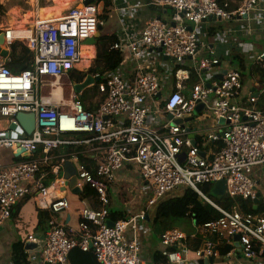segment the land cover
<instances>
[{
  "label": "built area",
  "instance_id": "built-area-1",
  "mask_svg": "<svg viewBox=\"0 0 264 264\" xmlns=\"http://www.w3.org/2000/svg\"><path fill=\"white\" fill-rule=\"evenodd\" d=\"M111 1L120 2L116 8L123 26L122 36L117 37L112 49L131 55L147 67H139L128 78L118 70L108 72L97 86L98 92L106 95L105 100L93 113L84 110L75 92L65 106L56 102V92L65 86L53 80L67 78L70 72L83 71L80 68L90 64L94 46L84 42L104 24L96 5L72 8L62 18L2 32L3 48L9 50L13 43H22L32 53L33 64L29 70L14 74L6 66L7 58L0 56V150H9L17 159L8 164L0 162V226L11 218L13 207L27 197L36 209L54 214L67 211L69 203L61 195L65 161L75 169L77 186L81 190L87 185L93 188L100 204L94 210L83 202L77 210L76 228L49 221L50 229L39 253L41 264H69L75 250L90 254L97 264H150L144 259L138 230L148 233L146 216H151L156 206L178 188H189L209 202L200 186L224 181V195L258 200L252 171L264 164V110L257 105L255 90L244 89L237 68L228 66L225 73L219 72L225 62L214 50L194 60L203 39L198 30L204 23L248 19L255 11L262 12L257 8L258 0H242L233 11L216 0H148L142 5L130 0ZM143 7L168 9L170 13L166 19L140 25L135 15ZM157 53L172 65L158 61ZM263 60L264 53L258 54L256 61ZM190 70L197 83L187 91L184 81L189 80ZM44 86L49 94H44ZM198 104L204 106L201 115L221 126L203 135L206 144L221 142L219 151H205L192 144L191 132L176 123L194 113ZM18 113L34 115V130L30 135L11 138L8 133L12 126H18ZM73 134L82 135L74 139ZM94 144L99 147L89 154L100 156L95 176L83 168L76 155L63 161L51 155L66 146ZM128 165L136 168L144 182L142 190L151 185L152 193L145 210L109 226L108 183ZM217 210L222 217L205 224L201 228L204 234L226 238V257L235 254L233 236L237 235L243 258L260 259L259 253L264 252V217ZM27 240L36 241V235ZM184 240L178 229L162 234V255L168 264H195L187 259L189 248ZM174 245L177 251L166 250ZM194 256L201 260L219 253L216 244L206 239Z\"/></svg>",
  "mask_w": 264,
  "mask_h": 264
},
{
  "label": "crops",
  "instance_id": "crops-1",
  "mask_svg": "<svg viewBox=\"0 0 264 264\" xmlns=\"http://www.w3.org/2000/svg\"><path fill=\"white\" fill-rule=\"evenodd\" d=\"M84 1L85 0H0V32L11 28L16 29L20 27H29L35 21H50L62 18L68 13L70 9L80 8ZM131 1L135 4L142 5L148 0H130V2ZM94 3L97 6L100 16L102 17L104 22L105 20H107V13L109 14L113 12L116 17V24L113 30L107 33V35H115L116 38L120 35L122 36L121 29L123 28V26H121L120 24L122 15L116 8V6L120 5V2L111 1L110 9L105 8L104 1L94 0ZM238 4L239 2L235 1V6H237ZM257 8L262 10V12L258 14V12L255 11L253 15L248 19H234L227 22L209 20L204 23L198 30L199 35L203 38L197 52V55H200L198 61L206 56H209L211 50L216 51L217 57L225 62V64H222L219 69V72L221 73H225V70L228 69V66L232 67L230 66L229 60L230 55L233 52L242 54L244 56L245 54H250L251 56L249 55V60L256 61L257 55L260 53H264V0H258ZM169 13L170 12L168 9L163 10L153 7H143L138 12V14L135 15V17L138 18L140 25H144L146 22L153 19H166ZM137 28L138 27L134 29L137 30ZM129 32L130 31H127V33ZM129 34L131 35V33ZM245 49L247 50V52L245 51ZM91 52L93 53V55L91 56L90 64L95 58V46L93 47ZM85 56H88V52L85 53ZM90 64H85L82 67H88L90 66ZM226 64L228 65L226 66ZM139 67H142V69H146L147 64H144V62H139L129 54H124L123 60L118 66L117 70L124 78H128L131 77ZM79 72H86V70ZM53 81L56 83H63L65 86L64 88H59L58 92H56V102L65 106L66 104H68V98L74 94V87L71 84L69 77L57 78ZM242 83L244 84V89L250 87L254 88L255 94L258 98V105L260 98L264 94L261 93L262 86L254 80H251L249 82L242 81ZM92 86L93 84L89 85L81 92L89 90ZM185 125L187 128H189L191 134H193L194 137L203 136L207 133H210L211 131L221 129V126H216V124H214V122L210 118L204 115L197 117L194 121L186 122ZM134 173L139 177L136 168L132 165H128L126 166V168L121 169L115 174L113 183L121 181L128 182L129 179L133 178ZM252 178L256 184V191L258 195L257 203L261 202L264 204V164L257 165L253 168ZM143 185L144 184L141 183V187ZM110 190L111 189H109L108 191L110 192ZM68 193L70 192H67L65 198L69 203V209L66 211L67 215L65 221H67L66 223H68L71 228H76L78 223L77 210L83 205V202H86L85 204L90 208H94V203L91 200L80 201L76 195L74 196H76L77 201H74L68 197ZM178 195L180 194L170 193L168 197H174ZM109 207L111 208L112 205L109 204ZM25 210L28 213L29 220V223L26 225L29 231L28 234H26L25 238L27 240L28 236H35V233H33V228L36 223V207L31 199H24L20 203L18 208L13 209L14 217L8 220V222H6L3 226H0V264H12L10 259V246L13 242L19 239V233L15 232L21 224V222H16V218L21 219V213ZM131 211L133 212L132 209ZM135 214L138 213L134 212V214L132 215ZM67 217L69 218L67 219ZM197 231L201 235V238L195 242L192 249L188 250L189 254L187 255V259L192 263L195 262V264H199V260L195 259L194 251L200 248L203 242L207 239V237L205 238L206 234H204L201 229H198ZM146 254L147 253L145 252L144 259L147 263H150V257L153 254L150 257H147ZM259 258L260 259L246 260L243 258L242 253L239 252L238 248L235 247V254L232 257L219 255L217 257L211 258V264H264V257L259 256ZM26 260V264H41L40 257L37 253H27ZM68 263L97 264L95 259L91 255H85L77 251L70 254Z\"/></svg>",
  "mask_w": 264,
  "mask_h": 264
},
{
  "label": "trees",
  "instance_id": "trees-1",
  "mask_svg": "<svg viewBox=\"0 0 264 264\" xmlns=\"http://www.w3.org/2000/svg\"><path fill=\"white\" fill-rule=\"evenodd\" d=\"M99 1H104L106 9L111 8V0ZM216 1L222 7L226 6L225 8L227 11L235 10L242 2V0ZM235 1L239 2L237 6H235ZM93 4L95 5V3ZM116 41L117 38L115 35H100L95 42L96 55L89 69L86 72L72 71L68 74L69 80L73 87L75 85L81 84L85 80L86 76L95 78L101 77V79L95 82V84L89 90L75 93L76 99L83 105V108L86 112H96L99 106L103 103L106 95L99 93L97 86L99 83L104 81L103 77L108 72L117 71L118 66L123 60L124 55L112 49V46L116 43ZM229 62L230 66L235 67L240 71L242 81L244 78L243 71L249 70L251 75L255 76L253 80L261 86H264V62L255 61L249 66L244 55L235 52L231 53ZM32 64L33 55L22 43L15 42L9 47V55L6 59V66L12 73L20 74L26 70H29ZM196 83L197 78L195 77L194 71L190 70L189 80L184 81L186 90L188 91V89H190ZM175 84L176 79H173V86ZM258 107L261 110H264V94L259 100ZM73 135L75 136L73 137L74 139H79L82 134ZM194 141L200 149L205 151H219L223 146L221 142H209L206 144V138L204 136H196L194 137ZM98 147V144H94L92 146H66L59 152L51 153V155H56L57 161L67 160L71 155H76L83 168L95 176L96 168L100 162V156H92L89 154V152L91 149ZM35 157L37 156L35 155ZM13 161L16 162L17 159H13ZM0 162L4 164L8 163L7 161ZM213 186V184H203L200 186V191L210 203L189 188H185L178 196H167L165 199H163L153 210L151 216H149L153 232L156 233L159 238H161L163 233L172 229H178L185 235V240L182 243L190 250L192 249L195 242L201 238V235L199 232H197V230L201 229L205 224L219 220L222 217V214L217 209L227 212L236 210L242 215L250 214L264 217L263 203L258 202L256 207H254L252 201L242 200L239 197H229L224 195L221 198H217L211 195ZM77 197L80 201L91 200L94 203V210H98L100 208L97 192L88 185L82 189L81 194ZM25 199L30 198L27 197ZM22 201L18 202L13 207V209L18 208ZM13 209L11 212V218L14 217ZM107 214L108 220L110 222L126 220L130 217L126 211L112 210L109 206L107 207ZM66 215V211L54 214L50 210L36 209V223L33 228V233H35V235L46 234L50 229L49 221L51 220L55 221L57 224H63L66 228L70 227L65 221ZM186 219L193 223L194 228L190 229L189 227H186L182 230L175 227L177 222ZM206 237L208 240L216 244L217 251L220 256L226 255L228 251L226 247V238L220 239L218 234L210 233H207L205 235V238ZM25 240L26 238L24 237L11 244L10 259L12 264H26V253L24 251ZM166 250L169 252H175L178 250V246L174 245L167 248ZM76 251L79 252L78 250H75L74 252ZM259 255L264 257V252L259 253ZM150 264H168V259L162 255V250H158L155 251L150 257Z\"/></svg>",
  "mask_w": 264,
  "mask_h": 264
},
{
  "label": "rangeland",
  "instance_id": "rangeland-1",
  "mask_svg": "<svg viewBox=\"0 0 264 264\" xmlns=\"http://www.w3.org/2000/svg\"><path fill=\"white\" fill-rule=\"evenodd\" d=\"M106 19L107 20H105L104 25L100 31V35H107V33L113 30L116 24V17L113 12L109 14L107 13ZM95 55L96 53L94 54V56ZM156 55H157L155 56L156 59L160 61L162 64L167 63L170 66L172 65L170 64L169 61L163 62V59L160 54L157 53ZM249 55L250 54H245L244 57H245L247 64L250 66L255 61L249 60ZM199 57L200 55L196 54V56L194 57V60L197 61ZM90 66L82 67L80 69L87 71ZM243 74H244V78H243L244 82H249L253 80L255 77L251 75V72L249 70H244ZM165 91L166 90H164V92ZM210 98H212V96H210ZM13 159L15 158L12 157L9 150H5V149L0 150V161H8V163H12L11 161H13ZM141 183H144V182L142 181L140 176L138 177L137 174L134 173L133 178L129 179L128 182L121 181V182L112 183L111 185H108V190L111 189L110 192L109 191L107 192L109 204L112 205L111 209L116 210V211H126L129 216L134 214V212L139 213L140 211L145 210L148 199L150 198L151 193H152L151 191L152 187L151 185H148V188H144L142 190ZM172 193L181 194L182 190L178 188ZM68 197L74 201L75 200L77 201L76 196H74L71 193H68ZM131 209L133 210V212L131 211ZM21 214H22V217H20L21 219L16 218V222H21L19 228L16 229V232H15V233H19V236H18L19 239L24 238L26 234H28V231H29V229L26 226L29 223L28 213L25 210V211H22ZM144 225L146 226L148 233L143 234L141 231L138 230V237L143 242L144 254L146 252L147 257H150L155 251H158V250L161 251L164 249V247L162 246L158 235H156V233L153 232L151 224L149 222H146ZM175 227L182 229V230L183 228H186V227H189L190 229L194 228L193 223H191L190 220L188 219L177 222Z\"/></svg>",
  "mask_w": 264,
  "mask_h": 264
},
{
  "label": "water",
  "instance_id": "water-1",
  "mask_svg": "<svg viewBox=\"0 0 264 264\" xmlns=\"http://www.w3.org/2000/svg\"><path fill=\"white\" fill-rule=\"evenodd\" d=\"M93 3H94V0H85L83 4L81 5V7L85 5L93 4ZM101 29L102 27L99 26L97 28V32L95 36L92 37L91 39L86 40L84 43L87 45L95 46L96 39L100 36ZM188 31H191V28H188ZM3 44H4L3 33L0 32V56L3 58H8V55H9L8 50L3 48ZM220 77L221 76H219L218 78ZM98 80L99 78H96L94 80L91 76H88L81 84L74 86V92L75 93L81 92L84 88L88 87L89 85H92L94 81H98ZM206 87L209 88L210 85L207 84ZM157 97H159V94ZM203 107H204L203 104H198L195 108L194 113L186 116L184 121L179 120L176 123L180 124L182 127L186 129L187 132H189L190 130L189 128L185 127V123L194 121L197 117H199L202 114ZM15 119L18 123V126L11 127L12 129L10 133H8L9 137L12 138V137H15V135H22V134L30 135L33 132L34 130V115L33 114L18 113ZM189 136L192 138V144H195L194 136L192 134H190ZM63 179H64V186L61 188L62 197H66L67 192H70L71 194L76 195V196L81 194L82 190L77 186L78 181L76 177V172L70 161H65L63 164ZM224 190H225V182L224 181L216 182L211 191V195L217 198H221L224 196ZM257 201L258 200L253 201L254 207H256ZM68 218L69 217H67V219ZM145 220L146 222H150V217L147 215ZM107 224L109 226H112L113 222L108 221ZM36 238H37L36 241L25 240L24 242L25 252H35L39 255V253L41 252L44 246L45 234L36 235ZM233 241H234V247L238 248L239 247V236L234 235ZM209 263L210 264L212 263L211 258L199 260V264H209Z\"/></svg>",
  "mask_w": 264,
  "mask_h": 264
},
{
  "label": "bare ground",
  "instance_id": "bare-ground-1",
  "mask_svg": "<svg viewBox=\"0 0 264 264\" xmlns=\"http://www.w3.org/2000/svg\"><path fill=\"white\" fill-rule=\"evenodd\" d=\"M88 49V48H87ZM43 92H44V94H49L50 93V91H49V88L47 87V86H44V88H43ZM113 182H111V183H108V185H111ZM98 195V194H97Z\"/></svg>",
  "mask_w": 264,
  "mask_h": 264
},
{
  "label": "flooded vegetation",
  "instance_id": "flooded-vegetation-1",
  "mask_svg": "<svg viewBox=\"0 0 264 264\" xmlns=\"http://www.w3.org/2000/svg\"><path fill=\"white\" fill-rule=\"evenodd\" d=\"M86 77H88V76H86ZM86 79V78H85Z\"/></svg>",
  "mask_w": 264,
  "mask_h": 264
},
{
  "label": "clouds",
  "instance_id": "clouds-1",
  "mask_svg": "<svg viewBox=\"0 0 264 264\" xmlns=\"http://www.w3.org/2000/svg\"><path fill=\"white\" fill-rule=\"evenodd\" d=\"M93 209V208H92Z\"/></svg>",
  "mask_w": 264,
  "mask_h": 264
}]
</instances>
